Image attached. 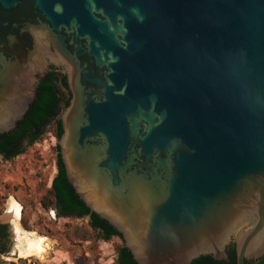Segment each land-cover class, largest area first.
Masks as SVG:
<instances>
[{
	"label": "water",
	"instance_id": "95a60500",
	"mask_svg": "<svg viewBox=\"0 0 264 264\" xmlns=\"http://www.w3.org/2000/svg\"><path fill=\"white\" fill-rule=\"evenodd\" d=\"M51 66L67 180L137 264L264 257V0H0V135Z\"/></svg>",
	"mask_w": 264,
	"mask_h": 264
},
{
	"label": "rangeland",
	"instance_id": "374dc122",
	"mask_svg": "<svg viewBox=\"0 0 264 264\" xmlns=\"http://www.w3.org/2000/svg\"><path fill=\"white\" fill-rule=\"evenodd\" d=\"M51 123L44 139L24 144L23 154L10 160L0 156V224L7 234L0 243V264H115L123 244L118 237L95 240L87 217L58 218L55 210L40 205L57 171V139ZM10 200L20 206V237L2 219ZM25 238L39 242L40 252L28 254Z\"/></svg>",
	"mask_w": 264,
	"mask_h": 264
},
{
	"label": "trees",
	"instance_id": "16d2710c",
	"mask_svg": "<svg viewBox=\"0 0 264 264\" xmlns=\"http://www.w3.org/2000/svg\"><path fill=\"white\" fill-rule=\"evenodd\" d=\"M71 93L68 89L64 72L51 66L44 78L36 86V96L30 104L24 118L17 123L14 130L0 135V155L5 160L13 159L25 152L24 140L27 145L44 139L48 129L45 127L52 122L55 138L62 135L61 117L68 106ZM56 175L52 179L51 186L40 200L43 209H53L58 218L75 217L88 218V225L95 240L108 241L112 237H118L122 242V236L109 223L91 213L85 203L75 193L68 182L64 165L61 160L60 148L56 143ZM6 227L0 224V240L6 238ZM227 260H215L210 255L201 256L191 264H236L235 245L231 244L227 249ZM115 264H137L130 251L122 244L118 249ZM245 264H264V257L256 262Z\"/></svg>",
	"mask_w": 264,
	"mask_h": 264
},
{
	"label": "bare ground",
	"instance_id": "6f19581e",
	"mask_svg": "<svg viewBox=\"0 0 264 264\" xmlns=\"http://www.w3.org/2000/svg\"><path fill=\"white\" fill-rule=\"evenodd\" d=\"M19 212H20L19 204L14 200H10L7 204L6 211L4 215L2 216V219L11 225L12 231L14 232L16 237H20V234H21V228L18 222ZM26 244L28 247L26 250L28 254L37 253V252H40L41 250L39 242L31 241L30 239L28 240L27 238Z\"/></svg>",
	"mask_w": 264,
	"mask_h": 264
},
{
	"label": "flooded vegetation",
	"instance_id": "af4514ba",
	"mask_svg": "<svg viewBox=\"0 0 264 264\" xmlns=\"http://www.w3.org/2000/svg\"><path fill=\"white\" fill-rule=\"evenodd\" d=\"M27 143V140L23 141V144ZM1 157H3L2 155H0ZM4 240H0V243H2ZM246 262H256V261H246Z\"/></svg>",
	"mask_w": 264,
	"mask_h": 264
}]
</instances>
